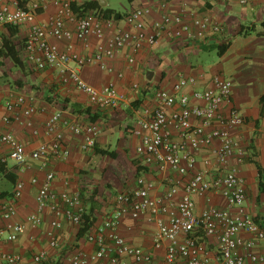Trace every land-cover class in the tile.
<instances>
[{
	"label": "built area",
	"instance_id": "built-area-1",
	"mask_svg": "<svg viewBox=\"0 0 264 264\" xmlns=\"http://www.w3.org/2000/svg\"><path fill=\"white\" fill-rule=\"evenodd\" d=\"M246 1L239 0L241 4ZM45 2L30 0L27 6H21L20 0H0V23L24 28L19 46L15 44L22 59L39 70L56 69L60 80L84 92L89 106L95 109L119 107L124 96L112 83L101 88L89 85L79 72L83 66L95 64L101 70H110L108 60L121 49L131 50L126 58L131 64L136 53L155 46L162 36L194 43L224 31L211 15L189 10L186 3L172 12L169 2H159L158 18H152L154 7L148 4L134 6L119 17H108L101 10L75 11L70 1L54 0L56 13L47 22H40L36 16ZM50 36L56 42L63 41L62 47L50 41ZM91 39L97 41L92 50ZM4 108L2 122L23 120L32 134L39 135L32 124L37 109L31 97L14 95ZM245 123L246 117L232 101V81L219 71L211 72L208 78L205 70L180 74L169 89H154L152 103L139 106L134 122L124 130L138 139L135 153L141 163L153 165L158 171L169 170L176 177H171L166 189L154 196L150 194L154 182L137 177L134 188L116 194L112 212L84 232L83 237L93 249L75 247L61 264H264V219L246 208L245 180L236 166L229 165L230 158L241 163L247 156V146L233 135ZM61 126L82 136L81 150L94 148L98 125L91 121L82 125L76 115L68 119L62 109L46 117L43 132L48 139L39 140L30 151L12 132L0 131V143L7 148L5 155L0 154V162L10 159L22 170L28 159H33L45 170L40 181L36 177L30 180L37 184L36 205L23 220L11 221L23 181L14 182L9 197H0L6 240L16 239L26 224L39 225L44 211L52 215L47 235L54 248L60 246L56 230L64 221L78 230L84 223L85 203L80 191L56 192L52 188L55 171L49 160L69 155ZM198 155L205 165L213 163L223 173L208 177L206 168L197 167ZM212 191H219L225 198L223 207L210 202ZM195 196H202L207 203L200 211H196ZM124 215L143 218L154 227L155 255L130 244L118 233ZM32 259L43 264L46 252L35 253ZM0 264H21V256L2 251Z\"/></svg>",
	"mask_w": 264,
	"mask_h": 264
},
{
	"label": "crops",
	"instance_id": "crops-1",
	"mask_svg": "<svg viewBox=\"0 0 264 264\" xmlns=\"http://www.w3.org/2000/svg\"><path fill=\"white\" fill-rule=\"evenodd\" d=\"M20 1L23 2V6H27L30 0ZM68 1L79 6L95 0ZM103 1L104 3L99 0L100 5L103 8L112 9L111 15L115 12L123 14L137 5H152L154 7L152 18L159 17L160 11L157 5L161 1L169 2V11L172 12L177 10L182 3H186L189 10L211 15L223 26L224 31L194 43L162 36L155 46L136 53L134 62L131 64L126 59L131 50L121 49L108 60L110 70H101L95 64L83 66L79 72L82 79L89 85L101 88L106 83H112L118 92L123 94L124 100L116 108L95 109L90 107L86 94L73 84L62 82L56 69H36L22 59L20 51H18L21 60L19 66L15 65L9 57L0 55V131L12 132L23 143L26 151L33 149L39 140L48 139L43 132L44 121L56 109L64 110V116L68 119L74 115L78 116L82 125L91 121L99 127L95 147L83 151L80 147L82 136L73 134L67 127L61 126L67 140L69 155L65 159L51 158L49 160V166L55 171L52 188L56 192L80 191L85 203V214L93 219V226L98 225L106 215L112 212L116 206V194L134 188L136 178L139 176L154 182V187L150 191L151 195L161 194L166 189L168 180L176 177V174L169 170L158 171L153 165L141 163L140 158L134 152L138 139L127 134L124 128L134 122L136 109L139 106L152 103L154 89L158 87L169 89L180 74H195L199 70H205L206 78L213 71L223 74L222 64L221 66L219 63L210 67L203 66H207L205 64H208L210 53L216 50L213 47L226 41L229 43L228 47L220 56L218 55L219 58L229 63L234 62L236 65L240 61L247 64L242 71L235 70L239 83L232 84V101L246 117L244 126L235 130L233 135L242 140L248 137L254 148L253 152H250L251 159L257 160L264 166V162L261 161V158L264 159V107L260 113V97L264 94V0H247L243 4L239 0H137L136 2L128 0L130 1L129 8L122 11L115 9L107 0ZM90 10L93 9L84 8V11ZM56 11L57 4L54 0H46L44 8L38 12L36 19L40 22H47ZM5 25L0 23V44L2 39H10L14 45L19 46L25 29L17 28V32L11 35ZM252 27L254 31L249 34H236L240 28L250 29ZM49 40L56 42L51 36ZM56 43L61 48L64 42ZM90 43L92 50L97 41L91 39ZM149 70L153 72L150 80L146 78V72ZM134 83L138 84L137 88L132 87ZM250 93L253 94V98L249 97ZM17 94L31 97V104L37 109L32 116V124L38 128L39 135L32 134L31 127L27 126L23 120L2 122V116L5 113L4 103ZM95 148L114 150L116 158L100 155ZM6 153V146L0 143V154L5 155ZM108 164L119 166L115 172H111ZM196 164L199 168L207 169L208 177L223 173V169L213 163L205 165L201 155H198ZM38 165V160L28 159L27 166L19 170L10 159H7L5 163L0 162V192L5 194L4 197L10 196L16 180H22L24 184L22 194L15 202L16 214L11 221H21L35 210L37 184H32L30 180L36 177L40 181L45 173V170L40 169ZM229 165L238 168L250 191L251 186L257 185V171L253 163H237L236 158L233 157L230 158ZM81 171L82 176H80ZM112 174L118 175L119 179L113 177L114 182L110 181ZM123 175H125V180L119 182ZM107 183L114 189L115 195L106 192L105 197L101 196L103 184ZM263 195L264 193L256 191L248 192L245 206L252 215L264 219V209L261 205L262 201L264 202ZM178 196L179 194L174 199L177 200ZM210 198V202L216 206L225 205V198L219 191H212ZM257 198L260 205L256 204ZM195 201L196 211H200L207 205L202 196H195ZM41 217L39 225L26 224L17 238L9 241L6 240V220L0 216V252L19 254L21 264H38L33 261L32 256L44 250L47 260L43 264H61V261L75 247L86 251L93 249V245L85 240L83 235H77L79 231L77 226L67 221H64L61 228L56 230L60 246L51 247L48 243L47 231L50 229L52 215L49 211H44ZM153 229L154 227L146 223L143 218L133 219L128 215L121 218L117 227L118 233L127 242L153 252L155 255L152 247Z\"/></svg>",
	"mask_w": 264,
	"mask_h": 264
},
{
	"label": "trees",
	"instance_id": "trees-1",
	"mask_svg": "<svg viewBox=\"0 0 264 264\" xmlns=\"http://www.w3.org/2000/svg\"><path fill=\"white\" fill-rule=\"evenodd\" d=\"M20 5L23 6L22 1H20ZM71 7L75 11H84V8H91L93 10L94 9H98V10L100 9L101 12L105 16H108V17L111 16V14L113 12V10L110 8H105V7L103 8V6L100 5L99 0H95L93 2H85L79 6H77L75 3L71 2ZM113 15L115 17H119L121 14L119 12H115ZM5 26L11 35H14L17 32V27L10 25V24H6ZM253 31H254V27H252L250 29L240 28L236 34L237 35H246V34H249ZM228 44H229L228 41H226L225 43L214 46L213 48L216 49L217 55L220 56L226 50V48L228 47ZM0 55H4V56L9 57L12 60V62L17 66H19L21 64V60L18 56V51L10 39H2L1 40ZM260 106H261L260 113H262L263 107H264V94L260 97ZM94 147H95V145H94ZM248 149L250 151H252L254 149L252 142H250L248 144ZM95 151L100 155H107L108 157L113 158V159L116 158V152L114 150H109L107 148H95ZM248 161H250L251 163L254 164L256 171H257V190H258V193H264V166H262L257 160H252L251 158H248ZM4 195L5 194L3 192H0V197H4ZM92 222H93V219L90 218L89 215L84 214V223H83L82 227L79 229L77 235L78 236L83 235L84 232L92 224Z\"/></svg>",
	"mask_w": 264,
	"mask_h": 264
},
{
	"label": "rangeland",
	"instance_id": "rangeland-1",
	"mask_svg": "<svg viewBox=\"0 0 264 264\" xmlns=\"http://www.w3.org/2000/svg\"><path fill=\"white\" fill-rule=\"evenodd\" d=\"M135 2L137 1V0H134ZM107 2L111 5V6H113L115 9H117V10H123V9H126V8H129V2L130 1H128V0H107ZM227 61V60H226ZM225 60H223L222 61V59H220L219 58V56L217 55V53H216V50H214L213 52H211L210 53V58H209V60H208V64H205V65H207V66H203V67H210V66H215V65H217L218 63L220 64V66H221V64H222V68H221V71L223 72V74L226 76V77H228L231 81H232V84H238L239 82H238V79L236 78V74H235V70H238V71H242V69H244V67L247 65V64H245V62H243L242 63V61H240V63L239 64H237L236 65V63H229V61H227L226 62ZM242 63V64H241ZM241 65V66H240ZM233 66V67H232ZM239 67V68H238ZM238 68V69H237ZM249 97H251V98H253L254 96H253V94L252 93H250L249 94ZM128 134V133H127ZM130 135V134H129ZM250 135H252V133L250 134ZM131 136V135H130ZM240 140V143L241 144H244L245 146H247L246 147V154H247V156L242 160V163H246V162H250V161H248V158H252V155H251V153L250 152H252V151H250L249 149H248V144L250 143L249 142V138L247 137H245L244 138V140H242V139H239ZM114 146V145H113ZM134 152H135V148H134ZM108 161H109V159H108ZM261 161L262 162H264V159L263 158H261ZM264 164V163H263ZM117 166H119L118 164H116V166L115 165H110V164H108V169L109 170H111V172H115V170H117ZM255 167V166H254ZM83 175V173H82V171L80 172V176H82ZM111 179H110V181H112V182H114L113 181V177H117V179H119V176L118 175H116V176H114L113 174L111 175ZM122 180H125V175H123L122 177H121V179L119 180V182H123ZM257 180V179H256ZM108 184V183H107ZM107 184H103V189H102V195L101 196H106V192H110L112 195H115L116 194V192L114 191V189H112L110 186H109V184L107 185ZM251 191L252 192H258V190H257V185H253V186H251ZM249 189H248V185H246V195H247V193L248 192H251ZM111 195V196H112ZM263 198H264V195H263ZM256 204L257 205H260V203H259V200H258V198L256 199ZM262 206H263V209H264V202L262 201V204H261ZM61 244V243H60Z\"/></svg>",
	"mask_w": 264,
	"mask_h": 264
},
{
	"label": "water",
	"instance_id": "water-1",
	"mask_svg": "<svg viewBox=\"0 0 264 264\" xmlns=\"http://www.w3.org/2000/svg\"><path fill=\"white\" fill-rule=\"evenodd\" d=\"M102 3H104L103 0H102ZM152 74H153V72H152L151 70L147 71V72H146V78H147L148 80H150L151 77H152Z\"/></svg>",
	"mask_w": 264,
	"mask_h": 264
}]
</instances>
